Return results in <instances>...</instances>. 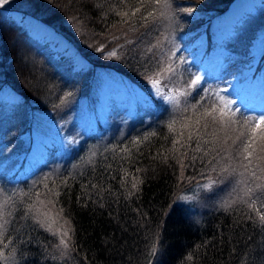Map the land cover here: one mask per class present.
<instances>
[{
    "label": "trees",
    "instance_id": "1",
    "mask_svg": "<svg viewBox=\"0 0 264 264\" xmlns=\"http://www.w3.org/2000/svg\"><path fill=\"white\" fill-rule=\"evenodd\" d=\"M232 1L9 0L0 6V251L7 260L264 264V225L248 207L249 197L234 196L214 206L204 200L194 217L179 201L207 180L226 173L237 179L230 170L221 171L225 164L243 171L216 151L205 155L213 147V131L217 151L231 145L233 157L244 138L232 145L238 125L223 128L219 112L201 119L204 112L226 109L241 123L260 115L229 91L234 75L226 74L251 70V80L264 89V52L254 62L248 52L264 27V0L238 11L230 31L212 38V23ZM42 36L46 40L40 42ZM170 36L181 44L180 52H167ZM197 44L204 54L222 47L225 58L217 72L223 75H208L206 68L199 72L198 62L189 58ZM113 49L116 57L105 58ZM94 70L120 76L153 103L138 101L125 123L109 114L105 125L62 152L58 144L45 146L24 169L33 130L47 122L62 125L73 98L88 97ZM197 73L202 75L193 85ZM151 80L170 89L179 103L153 96ZM260 94L264 90L255 93ZM262 201L264 196L255 207L264 212Z\"/></svg>",
    "mask_w": 264,
    "mask_h": 264
},
{
    "label": "rangeland",
    "instance_id": "2",
    "mask_svg": "<svg viewBox=\"0 0 264 264\" xmlns=\"http://www.w3.org/2000/svg\"><path fill=\"white\" fill-rule=\"evenodd\" d=\"M253 1L233 0L220 17L212 23V38L218 39L226 35L235 24L232 21L235 20L237 12ZM168 39L171 40L168 42L169 50L167 52H180L176 48L181 44H177L172 36ZM44 40L46 38L42 36L40 42ZM252 43L248 47V52H253L252 61L254 62L261 52H264V49H262L264 47V27L258 30L257 39ZM50 45L53 51L55 48L51 42ZM197 46L189 58L194 62H198L199 72H203V69L206 68V74L208 75L215 77L223 75V73L219 74L217 72L221 55L225 52L222 47L215 46L212 52L204 54L202 53L204 46L202 44H197ZM57 51L58 47L55 52ZM190 59L189 62L193 63ZM236 72L237 70H233L232 73L227 72L226 74L234 75L228 84L229 91L233 93L237 92L240 97L239 99L246 100L248 107L252 106L255 108V111H259L262 114L264 112V94L255 95L256 92H262L264 90L262 89V82L259 80H251V70H242L240 73ZM91 73L90 79L92 80L88 97L86 95H80L73 98L71 111L62 125L47 122L39 129L33 130L27 144V152L22 162L24 169L29 168L30 161L45 146L51 143L58 144L60 145V152H62L75 144L80 136L91 134L97 130L98 126L105 125L108 116H110L109 114L116 116L120 122L125 123L134 115L138 101L153 103L138 88L112 72L94 70ZM201 75L202 73H197L194 75V78L196 79ZM150 93L162 101L167 100L165 97H171L169 95L171 90H164L158 83H155V85L151 83ZM233 174L237 175L238 178L231 179L227 177L228 175L226 173L220 178L207 180L199 185L197 187L198 189L189 193L188 196L181 197L179 201L186 206L187 212L194 217L197 207L204 200V203L208 202L209 205L214 206L220 202L224 203L228 198L244 195L242 189L249 186V184L243 183L247 178V174L245 173L244 176H241L238 170ZM238 181L241 183H238ZM205 185H209V187L206 188ZM14 262L13 260H6V264H14Z\"/></svg>",
    "mask_w": 264,
    "mask_h": 264
},
{
    "label": "snow or ice",
    "instance_id": "3",
    "mask_svg": "<svg viewBox=\"0 0 264 264\" xmlns=\"http://www.w3.org/2000/svg\"><path fill=\"white\" fill-rule=\"evenodd\" d=\"M9 2V0H0V6L5 5ZM155 3L159 4L161 3V0H154ZM136 12L139 11V9L135 10ZM135 15V12L132 13ZM118 15L127 16L128 13H118ZM149 15H152L149 13ZM147 19V17H145ZM131 43V41H129ZM122 47V45H121ZM98 52L103 51V47H98L96 49ZM151 50V49H149ZM117 55L116 50L113 49L110 52H107L105 58H115ZM168 71H172L171 68L168 69ZM199 77L196 78V80L192 81V84H196L199 81ZM150 83L155 85L156 81L151 80ZM165 99L173 101L175 103H179L178 100H175L173 97H165ZM195 108V105L192 106ZM238 111V110H236ZM212 112H219L220 115V124L223 126V128H227L230 125H238V128L232 129V131L238 132V135L235 138L231 139V144L236 145L238 141H241V138L244 139L241 141V149L240 152L237 153L236 157H233L231 153L229 152L228 147H220L217 151L218 147V136L216 131H213L211 133L213 147L208 149L205 152V155H208L209 153L216 151V155L220 156L221 160H227V161H234L239 168L243 169V171L239 172V175L244 176L245 173L251 178V182L249 181H243V183L249 184L248 187L242 189L244 192L245 197H249L250 202L248 203V207L256 212V215L259 218V222L261 225H264V212H261L259 209H257L255 206L258 201L261 200V197L264 196V114H260L256 117H245L243 122L233 119L232 117L235 116V112L228 113L226 109H219V108H213L211 110H206L201 117V119H204L207 116H211ZM227 115V122L225 121V116ZM212 122H216V117L212 116ZM174 123V122H173ZM197 125L200 123V120H197L195 122ZM169 129H172L173 124L169 123L168 125ZM205 128L208 127L207 124L204 125ZM152 135H155L153 133ZM189 139L192 138V134H189ZM230 139L228 137L227 133H225V143H227V140ZM133 143H139V141H133ZM210 143L208 140H204V144L207 145ZM196 151H200L199 141L197 142V148ZM221 152L226 153V155L221 156ZM195 159V157L193 158ZM213 160H215V157H213ZM255 162V163H254ZM211 163V161H210ZM217 164L220 163L219 160L216 161ZM183 167V165H182ZM229 170L232 173H236L237 168L233 167L232 164H225L221 171L223 172H229ZM238 183H241L238 181ZM205 187H209V185H205ZM133 188H136V184H133ZM241 200L244 198L241 197ZM232 202H228V205L230 206ZM261 208H264V201L261 202ZM4 227V224H0V229ZM63 235L67 237L68 233L64 232ZM60 244L67 249L68 245L65 241V239H61ZM155 254V250L153 249V253ZM191 257H189L190 259ZM0 260H7V257L4 255L2 251H0Z\"/></svg>",
    "mask_w": 264,
    "mask_h": 264
}]
</instances>
